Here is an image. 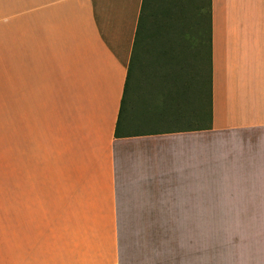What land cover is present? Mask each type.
Listing matches in <instances>:
<instances>
[{
    "label": "crops",
    "instance_id": "obj_1",
    "mask_svg": "<svg viewBox=\"0 0 264 264\" xmlns=\"http://www.w3.org/2000/svg\"><path fill=\"white\" fill-rule=\"evenodd\" d=\"M140 6L0 0V264H204L200 195L245 200L212 264H264V0H210L208 71L157 38L120 110Z\"/></svg>",
    "mask_w": 264,
    "mask_h": 264
},
{
    "label": "rangeland",
    "instance_id": "obj_2",
    "mask_svg": "<svg viewBox=\"0 0 264 264\" xmlns=\"http://www.w3.org/2000/svg\"><path fill=\"white\" fill-rule=\"evenodd\" d=\"M148 1L146 0V4H148ZM203 1L157 0L153 4L151 12L155 16L152 20L153 26L151 25L149 28L152 34H149V38L144 40L143 51H146V49L151 50L154 47L152 38H159L162 42H166L167 40L163 37L168 34L178 32L201 33L200 26L198 22L196 23V16L198 6ZM143 18L141 32L148 27V17L144 16ZM149 60L154 61L153 58L148 57V54L142 56L144 63ZM159 61L154 63L156 67L159 66ZM136 62L137 60L134 61L128 78L129 91L127 96L130 95V88L133 86L135 79L140 85L142 72L139 71L142 69L138 68L139 65ZM200 63L201 67L204 66L201 61ZM150 69L152 70V68ZM201 203L203 214L201 216V239L205 250L204 264H212L210 255L213 246L231 239L242 240L244 238L245 200L244 195H200Z\"/></svg>",
    "mask_w": 264,
    "mask_h": 264
},
{
    "label": "trees",
    "instance_id": "obj_3",
    "mask_svg": "<svg viewBox=\"0 0 264 264\" xmlns=\"http://www.w3.org/2000/svg\"><path fill=\"white\" fill-rule=\"evenodd\" d=\"M157 0H149L148 4H146V0H141V6H140V13L137 19L135 34L133 38L132 43V49L131 54L127 66L126 76H125V82H124V89H123V95L121 98L120 103V110L122 109V106L124 104L125 99L128 97L127 93L129 91V84H128V78L131 73L132 66L134 64V61L137 60V65H142V56L147 55L150 58H153L154 60L162 57L165 53L163 50V46L160 45V41H157V38H152L153 40V48L151 50L143 51L142 46L144 44V40L149 38V34H152V32L149 31L150 26H153V21L155 16H153L152 12V6ZM148 10V11H147ZM148 17V27L141 32L143 27V17ZM198 22V25L200 26L199 29H201V33H199V40L202 44L203 48V55H204V65L207 68V71L209 70V36H210V0H204L201 5L198 6L197 9V16H196V23ZM153 29V28H152ZM158 44V45H156ZM132 90V87L130 88V92ZM205 98H207V102L209 103V84L207 81L206 86V95ZM119 110V112H120ZM209 121V116H207ZM114 135H118V131L115 128Z\"/></svg>",
    "mask_w": 264,
    "mask_h": 264
}]
</instances>
